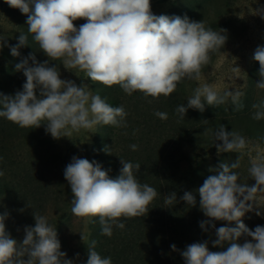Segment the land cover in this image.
I'll return each mask as SVG.
<instances>
[{
    "label": "clouds",
    "instance_id": "1",
    "mask_svg": "<svg viewBox=\"0 0 264 264\" xmlns=\"http://www.w3.org/2000/svg\"><path fill=\"white\" fill-rule=\"evenodd\" d=\"M5 3L27 16L28 33L48 59L38 62L30 53L16 64V70L23 72L26 81L14 95H0V117L21 128L45 125V131L54 139L99 125L126 127L127 112L123 106L113 107L99 94H93L86 84L78 86L74 81L61 79L57 65H50V61L61 60L65 69H78L92 82L107 87L118 85L128 95L139 91L155 99L172 94L184 79L200 80L211 53L219 51L227 40L225 30L207 28L203 20L153 14L150 0H5ZM78 19L86 22L76 27L73 22ZM17 39L18 43L10 47L13 57L20 55L19 48L27 45L28 37L21 33ZM3 42L0 36V47L5 46ZM253 59L259 63L260 79L256 87L264 90V46L255 49ZM242 95L236 90L221 94L211 84L202 83L187 97V105L178 106L176 112L184 119L189 108L203 112L205 104L220 105L229 98L234 110H239L243 106ZM252 107L256 109L252 118L264 119V100ZM155 115L161 120L168 118L166 112L157 111ZM213 137L214 142H221L215 144L218 153H239L248 144L239 132L226 131L224 125L213 132ZM137 147L130 145L134 151ZM120 163L122 167L115 178H110L95 160L75 156L64 170L72 193L73 216L98 217L101 234L109 237L113 226L125 228L121 217L145 216L148 205L157 196L153 187L137 180L140 164L121 159ZM238 167L239 157L230 166L221 163L216 174L209 175L197 190L205 217L235 223V227L215 228L213 247L225 242L228 247L224 251H210L208 241L192 243L180 252L184 264H264V226L250 230L241 219L252 210L249 202L255 201V194L264 192V154L257 152L248 168L255 184L241 183L239 173L233 171ZM3 175L0 171V176ZM180 199L188 206L196 204L195 195L189 191ZM176 202L174 192L165 196V203ZM33 215L34 226L25 227L23 241L18 243L6 231L8 213L0 214V264H73L60 250L56 229L47 217ZM207 223L202 221L201 229L206 230ZM241 236L246 237L243 243L238 242ZM80 238L87 239L83 234ZM171 248L176 250L174 244ZM87 249L86 264H112L111 257H102L95 251L94 240Z\"/></svg>",
    "mask_w": 264,
    "mask_h": 264
},
{
    "label": "rangeland",
    "instance_id": "2",
    "mask_svg": "<svg viewBox=\"0 0 264 264\" xmlns=\"http://www.w3.org/2000/svg\"><path fill=\"white\" fill-rule=\"evenodd\" d=\"M199 1L204 0H150V5L151 11L155 15L163 14L169 17L180 16L183 18L188 14V10H191L190 8L197 6ZM215 6L220 11V17L217 19L219 28L213 30H225L223 34L227 36V40L219 51L211 53L209 63L202 68L200 80L184 79L178 83L173 93L186 106V99L193 94V90L202 83H209L221 94L225 90L242 92L243 95L240 98L242 108L234 110L235 106L229 98L224 104L213 106L205 104L203 112L193 109L203 119L202 126L204 127L201 128V133L195 137L199 147L189 143L188 135L175 133L180 118L175 107L173 111L168 107V104L172 105L171 96L173 93L170 95V100L169 97L166 98L161 106L162 95L155 99L150 96L145 97L139 91L128 95L118 85L113 86H116L114 89H116L115 94L119 98L118 106H123L127 112L126 127L99 125L92 130L82 129L79 132H73L70 137L59 139L52 138L45 131V125L38 128H22L21 134H24L23 132L26 134L25 146H28L29 143L34 146L32 155L27 158L33 161L37 159L41 162L34 167L32 175L44 177L47 187L42 194L43 200H45L42 209L38 207V204L26 208L20 203V199L10 200L6 204L5 200L7 199L0 198V214L8 213L5 226L7 228L9 226L13 230L14 239L17 242L23 240L24 229L29 227L27 223L31 219L34 221L33 213L47 217L48 223L56 229L57 238L61 244L60 250L66 253L65 258L72 260L73 264H85L87 246L92 239L107 238L109 241L118 236L117 230L112 231L110 237L94 230L93 227L100 225L98 217L94 219L93 217L78 218L73 216L70 204L72 193L64 178V170L74 156L97 162L96 155L101 151L102 144L108 145L114 159L126 162L135 161L138 164L141 163L145 168L151 165L159 167V179L157 180L168 186L171 185L172 178H169V175L174 168L176 169L174 173L177 183L185 187L192 182L198 184L200 179L216 174L221 163H227L230 166L238 157L239 167L233 171L239 173L241 183H247L249 186L255 184V181L249 177L248 168L257 152L264 154V119L255 120L252 118L256 111L252 105L264 100V90L256 87V83L260 79L258 75L259 63L253 59V54L255 49L264 43V0H207V11L205 9L201 12L202 20L207 28H214L210 26L213 18L208 10L214 9ZM26 19L27 16L18 9L11 8L5 3V0H0V36L4 38L3 43L5 44L0 49L5 54L11 55L10 47L18 43L17 38L23 33L28 37L27 45L20 47L19 51L24 53L29 50L38 62H43L48 58L33 40L32 34L28 33ZM85 22L83 19H78L73 23L79 27ZM223 25H227L226 28ZM29 63L31 64V61ZM49 63L57 65L61 79L74 81L78 86L84 83L93 91V94H99L100 84L92 82L84 72L78 69H65L61 60ZM6 64V59L0 57L2 74L5 73ZM100 96L103 99L107 98L106 95ZM157 111L166 112L168 118L161 120L155 115ZM237 116H246L250 122L244 123L243 121L246 122L244 119L236 120ZM222 117L227 120L221 124L224 125L226 131H237L248 142L247 147L241 152H217L215 144L221 142H214L213 132L219 127ZM105 133L107 136L102 138ZM29 134L31 136L27 137ZM133 144L138 146L135 151L130 148V145ZM174 162L175 165L172 167L171 164ZM149 179L151 183H143L152 187V182H156V180ZM177 196L175 205L179 203L181 194ZM156 198L158 199L157 203L152 201L148 208L152 211L151 214L158 218L159 214L168 208V204L165 203V200L160 202L159 197ZM249 203L252 204V210L246 212L241 219L250 230H254L256 226H264V192L258 191L255 194V201ZM183 204L188 208L185 202ZM184 206L179 209L180 215ZM174 208L178 210L177 206ZM257 212L260 215H257ZM89 220L93 222H89ZM120 221L127 220L120 218ZM202 221H208L210 228L207 232L215 238V228L235 227L234 222L210 220L208 217H202ZM154 224L158 228V224L155 222ZM23 225L24 229L21 231ZM127 231L128 229L125 228L119 232L123 242L133 245L140 242L139 237L135 235L133 238L132 233L129 237ZM79 233L85 235L87 239L81 241ZM245 239L246 237L241 236L238 242L243 243ZM227 244L228 242L223 246ZM145 253L149 255L148 252H143L144 257H146ZM77 254L79 255L77 256ZM130 254L128 249L120 250V256ZM145 261L147 260L145 259Z\"/></svg>",
    "mask_w": 264,
    "mask_h": 264
},
{
    "label": "trees",
    "instance_id": "3",
    "mask_svg": "<svg viewBox=\"0 0 264 264\" xmlns=\"http://www.w3.org/2000/svg\"><path fill=\"white\" fill-rule=\"evenodd\" d=\"M190 9L191 10H188L189 12L186 16L190 20L197 22L201 21V12L205 11V9L207 11V0L199 1L195 8ZM208 12H210V16L213 18L210 26L214 27L212 29H218L217 19L220 17V11L215 6L214 9H210ZM223 26L226 28L227 25ZM261 46H264V43L261 44ZM19 53V56L13 57L12 55L5 54L0 49V57L5 58L7 62L5 66V73H1L3 68L0 70V95H14L17 91L22 90V85L25 83L26 78L22 71L16 70L15 66L21 60L27 58L30 52L29 50H26L24 53H21L20 51ZM100 86L101 88L99 90V94L106 95V102L113 107H117L119 104V98L115 94L116 89H114V87L116 86L107 87L102 86L101 84ZM170 95L167 97L163 95L161 96V106L166 98L169 97L170 100ZM171 100L172 105L168 104L171 111L174 110V107L177 109L178 106L183 105L175 96V93L171 96ZM186 113L187 114L184 116V119L178 115L180 123L175 129V133L188 135V141L191 145H193L198 143L195 137L201 133V128L204 127L202 126L203 119L193 109H188ZM241 119L246 120V122L243 121L244 123H248L249 121L246 116H237L236 118V120ZM225 121H227L226 118L223 119L222 117L219 126ZM21 133V127L3 117H0V158H2L0 159V171L4 172V175L0 176V198H6V204H8L10 200L20 199V203L26 208L34 205L37 206L36 204H38V207L42 209L44 207L42 204L45 203L42 194H44L47 187V181L44 177H34L32 175L34 167L39 165L41 162L37 159L36 161H33L27 158L29 155H32L34 146L31 143H29L28 146H25L26 134L25 132H23L24 134ZM30 136L31 134L27 137ZM106 136L107 135L105 133L102 138ZM196 145L199 147L198 144ZM100 147L101 151L96 155L98 158L97 162L102 166L103 170L108 171L110 178L117 177L119 175V170L122 167L120 160L114 159L111 156L107 144H102ZM129 162L137 164L135 161ZM140 165L139 172L136 173L137 180L141 182V184H144L143 182L151 183L149 178L154 179V181L156 180L157 183L152 182V187L157 191L156 197H159L160 202H163L165 200V196H168L170 193L174 192L177 200V195L181 194L180 197H182L184 192L189 191L196 197L195 206H188L187 208V206H184L183 204L184 201L180 199L177 205H175V203L173 205L168 204V208H166L165 212H161L158 218L151 214V210H148L147 214L142 217H121L122 219L127 220L123 223L125 224V228L128 229L127 233L129 232V237L132 233L133 238L136 235V237H139L140 242H136L135 245L129 242H123V238H121L119 234L121 229L113 226L112 231L117 230L116 232L118 233V236L114 238V240L111 239L109 241L107 238L92 239L91 241H95V251H97L102 257H111L112 264H184V259L180 255V252H182L187 245L192 243L208 241V248L210 251L226 250L228 244L226 246L213 247L212 242L216 238L207 232L210 228L208 223L205 225L206 230L201 229L200 227L202 217L205 216L199 207V195L197 190L200 186H202L205 178L208 176L200 179V183L198 184L192 182L190 185L182 187L176 181L174 173L176 169L174 168L172 169L173 172H170L171 174L169 173V178L171 177L172 180L171 185L168 186L167 184L157 180L159 179V167L151 165L145 168L141 163ZM171 165L173 167L175 162ZM156 197L153 200L154 202L158 200ZM174 206H177L178 210H175ZM182 206H184V208L181 210L182 214L180 215L179 209ZM93 218L95 219L97 217ZM186 218H189V220H186ZM154 222L158 224V228H156V224H154ZM33 223L34 221L31 219L27 225L32 227ZM23 229L24 225L21 227V231H23ZM93 229L101 232V225L93 227ZM6 231L12 238H14L13 230L9 226L8 228L6 227ZM22 241L23 240L18 241V243ZM173 244L176 246L175 251L171 248V245ZM123 249H128L131 254L128 256H120V250ZM143 252H148L149 255L145 253L146 257H144V254L142 255ZM145 259L147 261H145Z\"/></svg>",
    "mask_w": 264,
    "mask_h": 264
}]
</instances>
